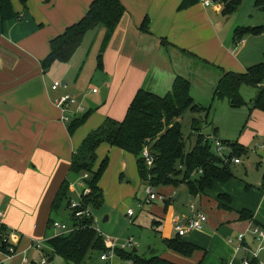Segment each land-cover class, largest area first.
<instances>
[{
	"label": "crops",
	"instance_id": "obj_1",
	"mask_svg": "<svg viewBox=\"0 0 264 264\" xmlns=\"http://www.w3.org/2000/svg\"><path fill=\"white\" fill-rule=\"evenodd\" d=\"M92 1L26 0V6L22 7L19 0H10L17 18L2 22L0 17V211L4 214V229L10 243L20 249L35 240L32 232L38 229L36 223L26 228L22 221L39 215H45L48 220L51 201L63 180L69 183L72 198L80 192V175L69 172L73 153L107 118L122 121L139 89L163 97L180 77L189 82L193 103L210 108L206 114H201V122L207 123L216 103L214 91L223 73H244L264 57V32L258 36L247 35L236 44L233 42L236 28L264 25L246 24L247 18L254 20L249 13L238 17L240 6L231 15L224 16L219 0H208V6L204 4L207 0H196L183 9L180 6L184 0H120L125 14L108 39L101 67L97 66V55L105 30L99 27L87 32L67 63L56 62L43 70L41 62L50 51V41L82 19ZM252 1L256 14H263L254 5L255 0ZM145 20L146 32L142 31ZM87 76L88 84L81 81L78 85ZM93 82L100 87L96 92L89 90ZM55 83L60 87L52 91ZM252 90L249 101L258 93V89ZM65 94L75 98L76 103L61 112L54 106L53 99ZM85 114L88 117L84 124L69 134L68 124ZM249 114L247 128L232 140L219 134L215 117L210 123V133L204 136L236 142L246 149L256 140L264 139V112L253 110ZM62 117H68L67 123ZM96 154V164L101 157V161L107 157L109 163L114 160L120 169V180L129 182L130 177L136 175L137 184L145 187L138 177L133 156L105 144ZM231 181L215 184L202 195L213 202L216 215L210 210V216L196 207L207 216L208 222L202 230L182 237L201 250L189 259L171 252H164V257L179 264H239L241 255H234L227 239L249 224L250 221L238 220L242 210L250 212L253 220L264 226L258 220L260 211H264V190L259 189L260 180L256 189H247V194L243 195L245 201L238 206L228 188ZM99 186L104 204L102 177ZM179 187L160 191L166 197L162 201L165 208L170 206L179 216L174 225H184L188 217L187 209L179 212L172 197ZM243 188L245 190V186ZM220 194L231 198L229 211L218 208ZM250 195L252 200L245 199ZM108 220L107 216L106 222ZM32 257L38 264L39 255L33 253Z\"/></svg>",
	"mask_w": 264,
	"mask_h": 264
},
{
	"label": "trees",
	"instance_id": "obj_2",
	"mask_svg": "<svg viewBox=\"0 0 264 264\" xmlns=\"http://www.w3.org/2000/svg\"><path fill=\"white\" fill-rule=\"evenodd\" d=\"M196 0H184L180 9L191 6ZM222 14L229 16L240 6L241 0H219ZM22 7L26 0H19ZM254 5L264 11V0H255ZM125 14L120 0H93L87 13L77 23L66 28L64 33L53 38L49 43L50 51L41 62V68L48 70L54 63H67L90 30L103 28L105 35L97 55V66L101 67L102 54L108 39ZM0 17L2 22L16 19L10 0H0ZM142 31H147V20L142 25ZM264 32V25L257 27H238L233 33L234 44L245 36H258ZM166 45L165 41H162ZM264 57L263 60L246 69L244 73L236 74L224 72L214 91L213 100H225L234 109L247 107L249 112L258 110L264 112ZM258 89V93L249 102L241 95L242 87ZM210 108H202L193 103L190 96L188 81L177 77L171 91L163 96H156L151 92L139 89L122 121L117 122L107 118L103 124L89 133L71 157L69 172L74 175H88L85 185L90 194L83 198L85 207H90L91 214L103 205V193L99 181L108 165L105 157L99 167H95L97 150L105 144L122 150L136 159L137 174L142 183L153 188L177 187L184 185L192 196L203 195L211 191L215 184H226L233 180L234 175L230 163H224L215 153H212L210 142L205 136L198 134L193 148L185 152V141L182 128L178 120L186 111L198 115L206 114ZM88 114L72 120L68 126L72 134L84 124ZM201 119L192 120L194 125ZM229 149L228 161L247 154V149L236 142L221 141ZM147 147L152 158V165L148 167L142 158V151ZM248 187H246L247 189ZM260 190H264V172L261 178ZM72 196L69 183L63 180L49 207L47 233L52 230V223L60 211L68 213V206ZM231 198L228 195H218V208L230 210ZM69 214V213H68ZM239 221H253L250 212L242 210L238 213ZM68 221L73 229L67 234L57 235L46 240L51 252H44L47 264L58 257L64 264H85L92 259V255L100 257L105 252L102 236L93 228L92 218L74 219ZM264 227V226H263ZM49 237V236H48ZM165 251H169L185 259L191 258L201 249L185 242L181 237L162 239ZM0 243V250H5ZM134 250V249H133ZM123 251L116 249V256L127 260L130 264H179L163 256L157 250H147L146 256H139L137 251ZM96 257V258H97ZM34 263V261L32 262Z\"/></svg>",
	"mask_w": 264,
	"mask_h": 264
},
{
	"label": "rangeland",
	"instance_id": "obj_3",
	"mask_svg": "<svg viewBox=\"0 0 264 264\" xmlns=\"http://www.w3.org/2000/svg\"><path fill=\"white\" fill-rule=\"evenodd\" d=\"M252 2V0H241L239 9L241 11L239 12L238 17L241 18L242 15L249 13L251 17H253L254 21L252 22L251 18H247L248 21L246 24H254L255 22L258 23V25H262L264 24V11L259 10L263 14H256L258 12H255V10H253L251 7ZM93 53L94 48L91 50L90 56H92ZM88 79L89 76L81 79L78 85L81 84V81L86 82ZM85 84H88V82ZM99 88L100 87L97 86L95 82H93L92 87L90 86L89 90H95L96 92V90H99ZM252 89L253 88L246 86L242 87L241 89V95L248 102L249 98L252 96ZM248 111L249 110L247 107H241L237 109L229 108L225 100H216L211 115L207 119V123L198 122L194 125L195 129L191 128L192 120L194 118L200 120L202 116L190 111H186L178 120V122L181 124L182 133L184 136L185 152L187 153L193 148L198 134L206 135L207 133H210V123L213 117H215V126L218 127L219 134L221 136H225L223 138L232 140L233 136H238L242 129L244 131V129L247 128L246 123L251 117V114H249L250 112ZM212 114L214 116H212ZM209 142L212 153H215L214 141L210 140ZM263 146L264 139L256 140L254 145H248V147H246L248 154L242 155L240 157V164L230 165V169L234 175V178L233 181L229 183L228 188L232 191V195H234L232 198L235 200L238 206H241L243 201H245L243 200V195L247 194V189L250 187L256 189L257 184H259L262 178L264 172ZM223 154L225 155L227 153L224 152ZM101 158H99L96 164L97 167H99V164L101 163ZM119 172V166L114 160H111L110 163L108 162V165L102 175V181L104 183L106 194L105 202L99 209L93 211L96 227L103 235L110 236L111 238H117L121 243L126 242L129 237H132L135 245L131 249H126V251H132L135 249L139 256H146L147 250L150 249L157 250L160 253L169 252L164 250L161 240L175 237L173 226L174 223L179 219V216L176 215L175 210H173L170 206L165 208L164 204L160 201L154 202L155 204L152 203L145 205L143 210H139L138 204L144 198V187L140 186L139 183L137 184L139 180L136 175L135 178L130 177L129 182L120 180L121 176ZM146 184L147 183L144 185ZM179 186L180 187L175 190L174 195L172 196L178 206L179 212L188 209L192 204L195 207H201L202 210H205V212L210 216H212V214L216 215V211H214L215 206L208 197L202 195L192 196L183 184ZM244 186L245 190L243 188ZM246 187L248 188L246 189ZM166 188L169 187H160L154 189L156 192H160ZM245 199L252 200L253 198L250 195ZM127 209L133 210V217L127 216ZM210 210L214 211V213L211 214ZM159 211H161V213H159ZM105 216H108L109 218L107 222H103ZM68 219L69 214L66 211H60L56 216V220L62 221L64 223H67ZM258 220L260 223L264 224L263 210L260 211ZM157 222L159 225L156 224ZM33 223L38 225V229L32 232L33 239L45 240L57 235V233L54 231H48L49 235L45 233L47 227V217L45 215H39L33 218L29 216L22 221V224L26 228L31 227ZM187 233L188 232H186V235ZM44 252H51V249L46 245V242ZM91 257L92 259L90 261H86L85 264H130L127 260L117 257L116 252H114L113 258L106 263L100 262L99 257L95 255H92ZM37 261H39V257L37 258ZM49 264L64 263L62 260H60V258L54 257L49 262Z\"/></svg>",
	"mask_w": 264,
	"mask_h": 264
},
{
	"label": "built area",
	"instance_id": "obj_4",
	"mask_svg": "<svg viewBox=\"0 0 264 264\" xmlns=\"http://www.w3.org/2000/svg\"><path fill=\"white\" fill-rule=\"evenodd\" d=\"M204 4L208 6L209 1H205ZM59 87V84L55 83L51 89L52 91H56ZM75 103L76 99L67 94L55 97L53 99L54 106L61 112L67 111V109ZM62 120L67 123L68 117H62ZM205 139L208 141H214L215 154L221 160H223L224 163L229 162L230 164H240V159L237 157H234L228 161L227 156L230 154V149L220 140L208 137H205ZM224 152L227 154L224 155ZM142 158L148 167L152 165V158L147 147H144L142 151ZM86 180H88L87 174L80 176V181L83 183L82 189L76 194L74 198L70 200L68 213L69 217L73 216L74 219H93L92 226L102 236L105 247V252L100 255L99 260L100 262L106 263L113 258L116 249L126 251L128 248L131 249L135 243L132 237H129L126 242L121 243L117 238H111L110 236L100 233L99 229L95 225V219L93 214H91L90 207H85L83 203V198L90 194V189L85 185ZM143 192L144 198L138 204L139 210H143L145 205L152 204L156 201L162 202L166 198L162 193L156 192V190L149 184L145 185ZM187 212L188 217L185 221V224L174 225L175 235L181 238L186 235V232L202 230L208 222L207 216L198 211L197 208L192 204L187 209ZM127 216H134L132 209L127 210ZM3 218L4 214L2 211H0V243L6 247L5 250H0V264H13L15 261H19V264H32L33 253H37L39 255L38 264H47L46 258L44 256L45 242L47 239H45V241L31 240L27 247L20 249L17 245L10 243L8 234H6L4 229ZM72 229L73 227L69 221L64 223L62 221L55 220L52 223V231L57 233V235L67 234L71 232ZM227 244L233 249L234 255H241L238 259L239 264H264L263 226L256 225L253 221H250L243 231L239 232L233 237H229L227 239Z\"/></svg>",
	"mask_w": 264,
	"mask_h": 264
},
{
	"label": "water",
	"instance_id": "obj_5",
	"mask_svg": "<svg viewBox=\"0 0 264 264\" xmlns=\"http://www.w3.org/2000/svg\"><path fill=\"white\" fill-rule=\"evenodd\" d=\"M106 220H107V216L104 217L103 222H106ZM133 251L135 252L136 250L134 249Z\"/></svg>",
	"mask_w": 264,
	"mask_h": 264
}]
</instances>
